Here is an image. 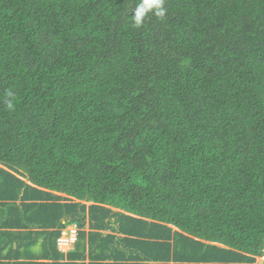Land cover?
I'll return each instance as SVG.
<instances>
[{"label": "trees", "instance_id": "obj_1", "mask_svg": "<svg viewBox=\"0 0 264 264\" xmlns=\"http://www.w3.org/2000/svg\"><path fill=\"white\" fill-rule=\"evenodd\" d=\"M128 2L0 0V94L19 95L15 112L0 105V164L30 182L0 167V204L23 200L18 224L71 211L83 226L64 193L108 205L89 211L101 230L159 239L173 225L233 248L223 264H256L264 0H168L140 29Z\"/></svg>", "mask_w": 264, "mask_h": 264}, {"label": "crops", "instance_id": "obj_2", "mask_svg": "<svg viewBox=\"0 0 264 264\" xmlns=\"http://www.w3.org/2000/svg\"><path fill=\"white\" fill-rule=\"evenodd\" d=\"M0 167L7 169L1 164ZM7 170L30 184L22 171ZM53 193L65 196L66 200H61L62 202L66 201L74 206L75 202L80 204L77 211L75 208L73 210L78 216H84V224L78 226L75 243L72 246L69 243L62 246L57 244L61 231L69 227L68 223H72L67 220L71 217V211L60 216V225L53 228L40 229L37 225L27 222L18 224L16 212L23 201L18 198L11 203L0 204V264H223L222 251H234L233 248L222 243L188 235L173 225H170L172 232L180 231L192 240L175 238L172 232L168 237L153 239V237L138 236L137 233L110 231L114 229V225L107 230H101L98 220H95L98 225L88 221L89 211L91 206L109 207L108 205L87 200L79 201L64 193ZM34 202L38 203V199H34ZM125 213L128 216L138 217L136 214ZM109 222L113 223V220L110 219ZM123 222L124 220L119 221V223ZM140 227L144 229L143 225ZM106 233H113L115 237L107 238ZM131 235L133 237H130ZM155 242L163 244L162 250L154 246ZM102 244H106L104 248ZM141 247L144 249L141 250Z\"/></svg>", "mask_w": 264, "mask_h": 264}, {"label": "clouds", "instance_id": "obj_3", "mask_svg": "<svg viewBox=\"0 0 264 264\" xmlns=\"http://www.w3.org/2000/svg\"><path fill=\"white\" fill-rule=\"evenodd\" d=\"M167 3L168 0H129L128 7L131 9V27L134 29H140L144 27L146 20H148L149 18H155L157 21H164L168 14V8L166 6ZM18 101V92L11 86L6 88L4 92L0 94V105H3V108L10 113L16 111V105ZM70 198L73 199L74 197L70 196ZM68 225L69 227L62 231L68 232L70 228H76L75 239L69 242V244L72 246L77 239L79 227L75 222L68 223Z\"/></svg>", "mask_w": 264, "mask_h": 264}, {"label": "built area", "instance_id": "obj_4", "mask_svg": "<svg viewBox=\"0 0 264 264\" xmlns=\"http://www.w3.org/2000/svg\"><path fill=\"white\" fill-rule=\"evenodd\" d=\"M76 235V228H70L68 232L62 231L61 235L59 236L57 242L59 246L67 244L75 239Z\"/></svg>", "mask_w": 264, "mask_h": 264}, {"label": "rangeland", "instance_id": "obj_5", "mask_svg": "<svg viewBox=\"0 0 264 264\" xmlns=\"http://www.w3.org/2000/svg\"><path fill=\"white\" fill-rule=\"evenodd\" d=\"M204 220H206V219H204ZM204 220H203V222H204ZM203 222H202V226H203ZM255 263H262V264H264V251H263L262 256L256 258Z\"/></svg>", "mask_w": 264, "mask_h": 264}]
</instances>
